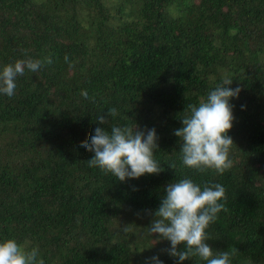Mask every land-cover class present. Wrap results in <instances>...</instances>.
Listing matches in <instances>:
<instances>
[{"label":"trees","instance_id":"1","mask_svg":"<svg viewBox=\"0 0 264 264\" xmlns=\"http://www.w3.org/2000/svg\"><path fill=\"white\" fill-rule=\"evenodd\" d=\"M25 49L53 63L0 94V242L45 264H179L146 229L167 186L188 177L225 188L209 246L236 248L230 264H264V0H0V69ZM225 75L242 89L233 166L196 173L174 132ZM111 108L112 124L155 129L159 174L122 182L88 166L80 144L110 131L96 117Z\"/></svg>","mask_w":264,"mask_h":264},{"label":"clouds","instance_id":"2","mask_svg":"<svg viewBox=\"0 0 264 264\" xmlns=\"http://www.w3.org/2000/svg\"><path fill=\"white\" fill-rule=\"evenodd\" d=\"M26 59L9 63L0 69V94L9 98L14 96L16 79L27 72H38L45 64H52L51 56L45 60H34L28 57V50H22ZM65 62L69 57L65 55ZM71 66V65H70ZM233 80L227 75L221 84L211 90L199 106L189 105L190 115L182 120L183 127L175 130L174 135L181 140L182 164L196 173L214 170L223 174L233 166L230 151L234 145L228 135L233 127V106L230 101L239 98L240 87H229ZM81 95L88 99V92ZM119 115L116 108L102 112L96 117L100 125H108L110 131L102 127L95 128V134L81 142L80 146L94 153L93 158L86 161L90 168H99L105 175L112 174L120 181L138 179L145 174H159L162 169L154 158V150L158 149L155 129L138 130L129 126L112 124L111 120ZM225 188L218 183H205L203 186L185 177L169 184L166 196L155 219L146 229V235H159L161 240L169 241L171 247L166 252L176 258L179 264L193 257H198L206 264H230L231 257L237 249L230 251H214L208 240L209 226L218 218V214L226 211L224 203ZM150 215L152 213H149ZM131 226L122 231L127 234ZM184 250H179L180 246ZM36 248L26 250L15 239L0 242V264H45L38 259ZM150 264H162L158 257H152Z\"/></svg>","mask_w":264,"mask_h":264},{"label":"rangeland","instance_id":"3","mask_svg":"<svg viewBox=\"0 0 264 264\" xmlns=\"http://www.w3.org/2000/svg\"><path fill=\"white\" fill-rule=\"evenodd\" d=\"M9 138H11V137H9ZM15 138H14V136H13V140H14Z\"/></svg>","mask_w":264,"mask_h":264}]
</instances>
